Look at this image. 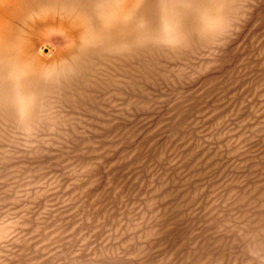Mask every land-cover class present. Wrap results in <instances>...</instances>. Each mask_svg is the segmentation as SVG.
<instances>
[{
	"label": "rangeland",
	"instance_id": "374dc122",
	"mask_svg": "<svg viewBox=\"0 0 264 264\" xmlns=\"http://www.w3.org/2000/svg\"><path fill=\"white\" fill-rule=\"evenodd\" d=\"M0 264H264V0H0Z\"/></svg>",
	"mask_w": 264,
	"mask_h": 264
}]
</instances>
